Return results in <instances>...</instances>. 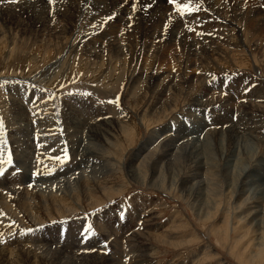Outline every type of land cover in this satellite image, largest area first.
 Segmentation results:
<instances>
[{"label":"rangeland","instance_id":"1","mask_svg":"<svg viewBox=\"0 0 264 264\" xmlns=\"http://www.w3.org/2000/svg\"><path fill=\"white\" fill-rule=\"evenodd\" d=\"M25 1L26 5L0 15V178L17 182H0V203L8 204L4 198L17 184L28 190L44 189L40 180L48 176L56 177L55 182L75 177L73 185L79 190L67 191L64 197L52 191L65 201V208L58 210L43 202L31 211L17 204L8 218L2 209L8 207L0 205L5 241L0 244V263L47 264L50 261L40 253L48 251L47 258L60 251L66 255L72 245L73 255H79L70 259L71 264H264V0H245L244 12L233 10L238 0L227 1L221 12L223 0H210L212 7L206 9L197 0H177L194 5L195 10L183 16L167 0ZM32 3H43L44 9L32 10ZM196 101L204 106L195 107ZM19 107L22 110L17 111ZM26 114L33 136L28 151L20 155L28 157L25 169L30 170L22 179L16 163L21 158L14 153L21 144H16L18 137L9 129L20 128ZM96 116L117 129L99 138L84 128L69 127ZM218 116L224 118L223 124L208 128ZM204 119L208 127L197 128L198 135L190 136L177 149L179 154L168 164H158L152 174L151 162L141 161L144 154L134 157ZM238 119L243 128L232 137L226 132L215 134ZM92 148L105 153L108 170L100 164L102 174L93 175L92 166L80 158ZM65 153L68 158L61 163L57 157ZM39 157L49 162L45 172ZM195 161L207 163L209 171L201 167L198 177L189 182L186 174L192 171L186 168L195 166ZM27 174H31L29 182L20 185L17 180L21 176L25 181ZM104 175L106 191L98 185L101 180L93 178ZM43 183L48 186L49 181ZM83 186L93 192L83 197ZM29 196L22 192L17 197L23 201ZM101 226L111 230L103 231L108 237L102 236ZM29 228L30 233L20 235L21 229ZM132 229L135 233L142 229L138 240L143 241L145 260L140 259L142 251L135 252L120 238ZM112 232L119 238L117 252L111 250ZM37 243L43 245L40 250ZM23 249L39 254L25 257Z\"/></svg>","mask_w":264,"mask_h":264},{"label":"bare ground","instance_id":"2","mask_svg":"<svg viewBox=\"0 0 264 264\" xmlns=\"http://www.w3.org/2000/svg\"><path fill=\"white\" fill-rule=\"evenodd\" d=\"M90 1V0H89ZM99 1V0H98ZM98 1H97V3H98ZM126 1H128V0H126ZM130 1V0H129ZM180 1V0H179ZM187 1V0H186ZM215 2H217L218 0H214ZM227 1H229V0H223L222 1V5L220 6V8L218 7V9H220V12H221V9H225L226 10V5L228 4V3H226ZM244 1L245 0H238V4H236L235 3V5H234V7L235 8H233V10L234 11H237V9L238 10H240V11H242V12H244L245 11V3H244ZM1 2H2V7L0 8V15H2L3 13H5L6 12V10L7 9H10V8H13V9H17V8H19L21 5H24L25 4V0H14L12 3L13 4H8V2H6L5 3V0H1ZM104 2L106 3V0H104ZM111 2V1H110ZM181 2H182V0H181ZM197 2H198V4L199 3H201V7L202 8H204V9H206V7H208V6H211L212 5V1H210V0H197ZM237 2V1H236ZM96 3V2H95ZM123 3V2H122ZM135 3H136V1H135ZM183 3H185V2H183ZM252 3V2H251ZM250 3V4H251ZM26 4H27V2H26ZM25 4V5H26ZM31 4V3H30ZM30 4H28L29 6H30ZM43 3H36V4H33L32 3V10H39V9H44V7H43V5H42ZM101 4V3H100ZM121 4V3H120ZM126 4H128V2L126 3ZM219 4V3H218ZM258 4V3H257ZM256 4V5H257ZM10 5V6H9ZM37 5H39L38 7H37ZM115 5V4H114ZM108 6V5H107ZM257 6H259V5H257ZM262 5L260 4V7H261ZM264 6V5H263ZM125 7V6H124ZM157 7V6H156ZM167 7V6H166ZM212 7V6H211ZM256 7V6H255ZM103 8V7H102ZM171 8V7H170ZM195 8H197V7H195ZM200 7H198V9H199ZM237 8V9H236ZM249 8H250V6H249ZM113 9V8H112ZM116 9V8H115ZM114 9V10H115ZM127 9H128V7H127ZM126 9V10H127ZM211 9V8H210ZM213 9V8H212ZM248 9V8H247ZM195 10V9H194ZM197 10V9H196ZM216 10V9H215ZM214 10V11H215ZM224 10V11H225ZM257 10V9H256ZM88 11V10H87ZM89 11H91V10H89ZM199 11H200V9H199ZM206 11V10H205ZM208 11V10H207ZM219 10H217L216 12H218ZM224 11H223V13H224ZM102 12V11H101ZM119 12V11H118ZM127 12V11H126ZM211 12V11H210ZM209 12V13H210ZM219 12V13H220ZM233 12V11H232ZM89 13V12H88ZM105 13V12H104ZM121 13V12H120ZM123 13V12H122ZM131 13V12H130ZM207 13V12H206ZM208 13V14H209ZM90 14V13H89ZM88 14V15H89ZM100 14H102V13H100ZM124 14V13H123ZM157 14H159V13H157ZM175 14V13H174ZM215 14V13H214ZM218 14V13H217ZM247 14V13H246ZM262 14H264V12L262 13ZM96 15V14H95ZM109 15V14H108ZM119 15V14H118ZM155 15V14H154ZM163 15V14H162ZM191 15V14H190ZM198 15V14H197ZM197 15H196V17H197ZM205 15V14H204ZM212 15V14H211ZM220 15V14H219ZM218 15V16H219ZM85 16V15H84ZM86 16H87V12H86ZM85 16V17H86ZM91 15H89V16H87V17H90ZM104 16H106V15H104ZM125 16V15H124ZM151 16H153V14L151 15ZM157 16V15H156ZM178 16H179V14H178ZM199 16V15H198ZM216 16V15H215ZM262 16H264V15H262ZM83 17V16H82ZM87 17H86V19H87ZM93 16H91V18H92ZM102 17V16H101ZM110 17V16H109ZM109 17H107V18H109ZM128 17V16H127ZM131 17V16H130ZM155 17V16H154ZM191 17V16H190ZM193 17V16H192ZM204 17V16H203ZM209 17H211V16H209ZM95 18V20H97L96 18L97 17H94ZM118 18V17H117ZM119 18H121V17H119ZM207 18V17H206ZM253 18V17H252ZM89 19V18H88ZM87 19V20H88ZM110 19V18H109ZM122 19V18H121ZM156 19V18H155ZM154 19V20H155ZM158 19V18H157ZM194 19V18H193ZM215 19V18H214ZM257 19V18H256ZM82 20V19H81ZM103 20H105V17H104V19ZM107 20V19H106ZM119 20V19H118ZM125 20H127V19H124L123 20V22L125 21ZM203 20V19H202ZM207 20V19H206ZM94 21V20H93ZM98 21V20H97ZM102 21V20H101ZM109 21V20H108ZM192 21V20H191ZM208 21H209V19H208ZM207 21V22H208ZM216 21V20H215ZM215 21H213V22H215ZM83 23H84V18H83V21H82ZM85 22H86V20H85ZM90 22V21H89ZM103 22V21H102ZM101 22V23H102ZM105 22V21H104ZM118 22V21H117ZM122 22V23H123ZM211 22V21H210ZM263 22H264V19H263ZM100 23V24H101ZM106 23V22H105ZM151 23V22H150ZM157 23V22H156ZM180 23V22H179ZM204 23V22H203ZM245 23H247V22H245ZM80 24V23H79ZM82 24V23H81ZM98 24V23H97ZM96 23L94 24V25H97ZM107 24H109V23H107ZM115 25L117 24V23H114ZM119 24V23H118ZM152 24H153V22H152ZM152 24H150V25H152ZM164 24V23H163ZM198 24V23H197ZM217 24V23H216ZM85 26H86V24H84ZM113 25V24H112ZM159 25V24H158ZM160 25H162V24H160ZM244 25H246V24H244ZM243 25V26H244ZM89 26V25H88ZM91 26V25H90ZM93 26V25H92ZM98 26V25H97ZM125 26V25H124ZM127 26V25H126ZM153 26V25H152ZM154 26H155V24H154ZM110 27V26H109ZM253 29V28H252ZM262 29V28H261ZM111 30V29H110ZM263 30V29H262ZM126 32V31H125ZM252 32V31H251ZM260 32V31H259ZM257 34V33H256ZM253 35V34H252ZM255 35V34H254ZM123 36V35H122ZM148 36V35H147ZM175 36V35H174ZM173 36V37H174ZM111 37V36H110ZM144 37V36H143ZM155 37V36H154ZM255 37V36H254ZM258 37V36H257ZM260 37V36H259ZM263 37V36H262ZM164 38V37H163ZM233 38V37H232ZM256 38V37H255ZM111 39V38H110ZM123 39V38H122ZM253 40V39H252ZM260 40V39H259ZM99 41V40H98ZM112 41V40H111ZM120 41V40H119ZM173 42V41H172ZM180 44V43H179ZM229 44V43H228ZM263 44V43H262ZM258 45H260V44H258ZM256 46V45H255ZM154 47V46H153ZM257 47V46H256ZM238 50V49H237ZM257 52V51H256ZM178 54V53H177ZM204 56V55H203ZM201 60V59H200ZM204 63V62H203ZM239 64V63H238ZM66 75V74H65ZM64 75V76H65ZM58 76V75H57ZM67 77V76H66ZM152 78V77H151ZM68 79V78H67ZM152 82V81H151ZM60 83V82H59ZM47 84H48V82H47ZM151 85H153L152 83H151ZM155 86V85H154ZM256 98V97H255ZM259 98V97H258ZM257 98V99H258ZM11 99V98H10ZM10 99H9V101H10ZM13 100V99H12ZM250 100V99H249ZM200 101V100H199ZM254 101V100H253ZM258 101V100H257ZM8 102V101H7ZM15 102V101H14ZM254 102H256V101H254ZM258 102H260V101H258ZM13 103V102H12ZM199 102L198 101H196V102H194V105H195V107H201L202 105L201 104H198ZM210 103V102H209ZM11 104V103H10ZM18 104H19V102H18ZM208 104V103H207ZM13 105V104H12ZM22 105V104H21ZM210 105V104H209ZM204 106V105H203ZM13 107V106H12ZM11 107V108H12ZM240 107H241V105H240ZM245 108H247V107H245ZM251 108V107H250ZM254 108V107H253ZM24 109H25V111L26 112H29L27 109H26V107H24ZM19 110H22V108L21 107H19V108H17V111H19ZM25 112V113H26ZM35 112V111H34ZM246 112V111H245ZM244 113V112H243ZM248 113V112H247ZM208 115V114H207ZM243 115V114H242ZM21 116H23V113L21 114ZM143 117V116H142ZM221 117V116H220ZM27 118V119H26ZM26 118H22V123H21V127L20 128H17L16 126V124H14V125H16V126H14V127H16L15 129H13V131H11L10 129H12V128H10L9 129V131H10V133L13 135V136H17L18 137V140H17V142H16V144H21L20 145V147L18 146L17 148H19V149H17L18 151H14V153L16 154V156H17V158L18 157H20V155H21V153H25V152H27L28 151V139L30 138V137H32L33 135V133H32V128H30V126L31 127H33L32 125H30L29 123V121H28V114H26ZM99 118H101V117H98V116H96L95 118H93L91 121H89L88 123H87V121H85V122H83L82 123V125H71V126H69L70 128H75L76 130H78L79 131V129H81V128H84V129H86V131L87 132H92L95 136H99V138L100 137H102V136H104V135H107L108 133H112L110 130L112 129V123L110 122V121H106V120H104L103 118L102 119H100L99 120ZM205 118V117H204ZM30 119V118H29ZM40 119V118H39ZM188 119V118H187ZM250 119H251V117H250ZM9 121L11 120V119H8ZM80 120V119H79ZM82 120V119H81ZM80 120V121H81ZM224 120V118H222V119H220L219 118V116H218V118H217V120H216V122H214V121H212V122H210V127H208V124H203V122H205V119L204 120H198V121H195V124H194V126H192L191 127V130H188L186 127L181 131V130H179V131H175L174 132V136H169V137H167V138H163V139H161V142L160 143H158V145L157 144H155L157 141H154V144H155V146H154V148L153 149H151V145H149L148 147H146V148H144V152L143 151H141L140 152V154H139V156L137 155H135L134 157H137V158H139V157H141L140 155H143L144 154V159L142 158L141 159V161L143 160V162L145 163V160H149V163L151 164V166H150V170H151V174H152V171H153V168H155L156 166H158V164H164V163H166L168 160L170 161V160H172L175 156V154L176 153H178L179 154V151H180V147H183V146H185V145H182V144H185L186 142H189V141H187L188 140V138H190V136H195V135H198V133H199V131H197V128H200V129H203L204 130V128L207 126L208 128H211L212 129V127L213 126H217L218 124H219V122H220V125L221 124H223L222 123V121ZM257 120V119H256ZM12 121H14V120H12ZM17 121H19V120H17ZM246 121H247V119H246ZM19 122H21V121H19ZM74 122H76V120L75 121H73L72 120V124L74 123ZM188 122H190L191 124H193L192 122H194V121H192V119L191 120H189L188 119ZM253 122V121H252ZM6 123H9L8 121H6ZM12 123V122H11ZM70 123V122H69ZM77 123V122H76ZM207 123V122H206ZM225 124H227V122H224ZM247 123V122H246ZM249 123V122H248ZM118 124H120L119 122H118ZM117 124V125H118ZM182 125H183V123H181ZM216 124V125H215ZM230 124H232V123H230ZM10 125V124H9ZM12 125V124H11ZM39 125V124H38ZM38 125L37 126H34V127H38ZM185 125V124H184ZM183 125V126H184ZM248 125V124H247ZM251 125V124H250ZM49 126V125H48ZM246 126V125H245ZM244 126V127H245ZM122 127V126H121ZM237 127V128H236ZM251 127V126H250ZM250 127H247V131H249L250 130ZM119 128V127H118ZM218 128V127H217ZM221 128V127H220ZM241 128H243V127H241V122H240V120L238 119V121H237V123L236 124H232V125H230L229 127H227L226 129H224V130H220L219 131V133H215V132H211L213 135H214V133L215 134H224V132H226V135L229 137H232V134H236V133H238V131L239 130H241ZM253 128V127H252ZM115 129H117L116 127H115ZM115 129H112V130H115ZM206 129V128H205ZM260 129V128H259ZM34 130V129H33ZM171 131H172V129H170ZM236 130H238V131H236ZM119 131V130H118ZM71 132V131H70ZM84 132V131H83ZM122 132V131H121ZM170 132V131H169ZM73 133V132H72ZM125 133V132H124ZM168 133V132H167ZM82 134V133H81ZM120 134V133H119ZM210 134V133H209ZM211 134V135H212ZM249 134V133H248ZM170 135V134H169ZM212 135V136H213ZM237 136V135H236ZM90 137V136H89ZM153 137V136H152ZM166 137V136H165ZM200 137V136H199ZM102 138H105V136L104 137H102ZM158 138L159 137H157V140H158ZM30 139H32V138H30ZM194 139V138H193ZM190 140V139H189ZM45 141V140H44ZM100 141V140H99ZM256 141V140H255ZM103 142H105V141H103ZM180 143L181 145H179V146H176V145H174L175 143ZM215 142V141H214ZM44 143V142H43ZM42 143V144H43ZM56 143V142H55ZM73 143H74V141L73 140H71L70 142H69V144L71 145V146H73ZM30 144H31V146H32V141H30ZM76 145V144H75ZM105 145V144H104ZM41 146V145H40ZM78 146V145H77ZM85 146V145H84ZM105 147V146H104ZM30 149V148H29ZM82 149H85V148H83L82 147ZM151 149V150H150ZM177 149H179V151H177ZM102 150H101V148H92V149H90V151H89V153L87 154H85V153H80V158L81 159H83V161L82 162H84L83 164H85V165H87V164H90L91 166H92V171H94V172H92V174L94 175V173H95V171H96V173H95V175H97V173L99 172H101V174H102V171H100L99 169H100V167H99V165L101 164V166H102V168H104V169H107V165H105L107 162H106V160H105V157H103L102 156V154H105L104 153V151H102V153H100ZM38 153V152H37ZM14 155V154H13ZM38 155V154H37ZM40 155V154H39ZM43 155V154H42ZM45 155V154H44ZM34 156H36V155H34ZM41 156V155H40ZM48 156V155H47ZM38 157V156H37ZM46 157V156H45ZM44 157V158H45ZM104 159H103V158ZM21 158V157H20ZM41 159V160H40ZM74 159V158H73ZM16 160H18V159H16ZM28 157H26V159H25V157H24V159L23 158H21L19 161H17L16 163H17V168H18V170L17 171H21V175H22V179L25 177V175H26V173H28V171H30L29 169H25L26 168V165L28 164ZM39 160H40V162L41 163H39V167H40V169L43 171L45 168H44V166H45V163H49V162H45V163H43V157H39ZM45 160H47L46 158H45ZM50 160L52 161V159L50 158ZM137 160V159H136ZM54 161V160H53ZM140 161V160H139ZM174 161V160H173ZM147 162V161H146ZM171 162V161H170ZM190 162V161H189ZM51 163V162H50ZM57 163V162H56ZM55 163V164H56ZM138 163V162H137ZM203 163V164H202ZM58 164V163H57ZM109 164V163H108ZM140 164H141V162H140ZM147 164V163H146ZM167 164H168V162H167ZM192 164H195V166H193V165H191V167H187L186 168V170H189L190 172L192 171V173L191 174H186L188 177H189V179H190V181L189 182H193V180H195L198 176L196 175L198 172H200V170H202V169H200L201 167H203V170L205 169V167H206V169L205 170H207V171H209L208 170V168H207V166L206 165H204V164H207V163H205L204 161L203 162H199V161H195V162H193ZM199 164H202V165H204V166H198ZM50 165V164H49ZM48 165V166H49ZM143 165V164H142ZM188 165V164H187ZM78 166H80L81 167V164H78L77 165V167ZM139 166V165H138ZM50 167H52V166H50ZM72 167V166H71ZM76 166H74L73 165V167H72V169H74ZM110 167V166H109ZM137 167V166H136ZM47 168V167H46ZM83 168V167H82ZM99 168V169H98ZM138 168V167H137ZM141 168V166L139 167V169ZM142 168H144V167H142ZM71 169V170H72ZM33 170H35V168H33L32 169V171H31V173L33 172ZM46 170V169H45ZM45 170H44V172H45ZM48 170V169H47ZM54 170V169H53ZM61 170V169H60ZM70 170V171H71ZM108 170V169H107ZM194 171H195V173H194ZM66 172V171H65ZM91 172V171H90ZM108 173H110L109 171H107ZM162 172V171H161ZM203 172V171H202ZM201 172V173H202ZM12 173V172H11ZM10 173V174H11ZM67 173H69V171H67L66 172V174ZM187 173V172H186ZM189 173V172H188ZM33 174V173H32ZM43 174V173H42ZM64 174V173H63ZM71 174V173H70ZM199 174V173H198ZM9 175V174H8ZM30 175L31 174H29V176H28V174H27V179L25 178V181H23L22 179H21V176H20V179L19 180H17L18 181V183L21 185L22 183H26V182H29V180H28V177H30ZM204 175H207V174H204ZM209 175V174H208ZM66 177H67V175H65ZM186 176V177H187ZM3 177V176H2ZM0 178V182H2V183H10V184H15V183H17L16 181H15V179H13V182H11L10 180H7L6 178L5 179H3V178ZM49 177V176H48ZM48 177H45L44 179H41L40 180V187L42 186L44 189H40V190H33L32 188H29V190H28V188H22V185L21 186H19L18 184L16 185V187L14 186V187H11V189H10V191H11V194H10V196L8 197V198H4L5 199V202L6 201H8V204L6 203V204H3L2 202L0 203V205L3 207V205H5V207H8V209H4V208H2L3 210H4V213H3V215L5 216V217H10V211L13 213V211H14V209H13V211H12V208L14 207V205H23V207H24V209H27L28 211H31V209L33 208V209H35L34 207H35V204L37 205V203H40V202H43L44 203V205H45V207H47V205H48V207H54L55 209H57L58 210V208H59V206H63V208H65V206H64V203H65V201H64V199H59L60 197H56L55 195H53V194H55L56 192L58 193V196H59V194L60 195H62L61 197H64L65 196V194L64 193H71V194H73L72 192H74L75 191V189H78L77 188V186H75V185H73L74 184V182H75V177H67V178H65L64 179V182L62 181H57V182H55L56 180H57V178L56 177H53V178H49L48 179ZM62 177V176H61ZM111 177V176H110ZM187 177V178H188ZM93 178H95V180L98 182V180L100 181L99 183L100 184H98V185H101V187H102V189H105V191H106V189H107V186H106V178H105V175L102 177L103 178V180H102V178L101 177H99V176H94ZM201 178V177H200ZM58 179H60V178H58ZM62 179V178H61ZM78 180H79V178H77ZM152 179V178H151ZM182 179V178H181ZM74 180V181H73ZM84 180V179H83ZM91 181L92 180H94V179H90ZM162 180V179H161ZM47 181H49V184H47L48 186H46V184H44V185H42L41 183L42 182H47ZM50 181H54V182H50ZM108 182V181H107ZM188 182V183H189ZM85 183V182H84ZM93 183V182H92ZM187 183V181H185L184 182V184L185 185H187L188 184ZM68 185V187H66L65 185ZM94 184V183H93ZM153 184V183H152ZM195 184V183H194ZM210 184V183H209ZM53 185H55L54 187H52ZM76 185H77V183H76ZM82 185V184H81ZM81 185H80V187H81ZM84 185H86V184H84ZM95 185V184H94ZM88 186V185H87ZM87 186H83V192L85 191V193H84V195H83V197H86V196H89V193H92L91 191H86V190H88L89 188L88 187H90V185L87 187ZM93 186V185H92ZM96 186V185H95ZM181 186H183L182 188L184 189V185L183 184H181ZM210 186V185H209ZM3 187V186H2ZM21 187V188H20ZM76 187V188H75ZM79 187V186H78ZM87 187V188H86ZM99 188V187H98ZM182 188H180V189H182ZM197 188H198V186H197ZM200 188V187H199ZM39 189V188H38ZM92 189H93V187H92ZM100 189V188H99ZM178 189V188H177ZM177 190V192H181V191H183V189L182 190ZM203 189V188H202ZM51 190V192L48 194V192ZM79 190V189H78ZM101 190V189H100ZM48 191V192H47ZM52 191H55V193H52ZM68 191V192H67ZM77 191V190H76ZM205 191V190H204ZM24 193V192H26L27 193V195L28 194H30V196L29 197H26V198H23V201L21 200V199H18V197L17 196H19L20 195V193ZM188 193H189V190L187 191ZM200 192V191H199ZM231 192V191H230ZM254 192V191H253ZM19 194V195H18ZM88 194V195H87ZM205 194V193H204ZM1 195V194H0ZM76 195V194H75ZM180 196H182L183 194H179ZM189 195V194H188ZM244 195V194H243ZM179 196V197H180ZM23 197H24V195H23ZM70 197V196H69ZM178 199H179V197L178 196H176ZM21 198V197H20ZM74 198V197H73ZM76 198V197H75ZM184 198V197H183ZM71 199H72V196H71ZM9 201H11V203L9 202ZM75 201V200H74ZM190 201V200H189ZM4 202V203H5ZM209 203V202H208ZM261 206V205H260ZM19 207V206H18ZM22 207V208H23ZM62 208V209H63ZM21 209V208H20ZM262 210V209H261ZM46 211H48V208H46ZM70 211V210H69ZM68 211V209H66V212H69ZM106 219V218H105ZM143 220V219H142ZM146 222V221H145ZM250 224V223H249ZM110 228V227H109ZM143 228V227H142ZM101 229H103V226H101L100 227V231H101V233H102V236L105 238V237H108L105 233H103V231H111V230H108L107 228H104V229H106V230H101ZM133 230V229H132ZM142 229H139V230H137L136 231V233H135V231L133 230V231H127V232H125L122 236L120 235V238H122V240H124L125 239V241H126V243H127V247H129V248H131V249H133V250H135V249H139L140 250V252L142 251L141 250V243L143 244V239L141 240L142 242H139V240L138 239H140V237H141V231ZM133 232L135 233V234H133ZM128 233H130V235H128V237L127 238H125L124 236L126 235V234H128ZM145 234V233H144ZM143 234V235H144ZM142 235V236H143ZM163 235V234H162ZM110 236H112V237H114V240L112 241V242H110L111 244H112V249L111 250H113V252H117V246L119 245V238H117V235H115L114 234V232H112L110 235H109V237ZM147 236V235H146ZM36 242V241H35ZM106 243V242H105ZM50 244V243H49ZM66 244V243H65ZM125 244V243H124ZM23 245H25L26 246V244H23ZM41 245V244H40ZM39 245V243H37V248H39L38 246H40ZM45 245V244H44ZM144 245V244H143ZM24 246V247H25ZM32 246H34L33 244H32ZM43 245H41L40 247H42ZM35 247V246H34ZM48 247V246H47ZM37 248H36V250H37ZM65 248V247H64ZM60 249V248H59ZM146 249V248H145ZM35 250V249H34ZM39 250H40V248H39ZM61 250V249H60ZM67 251H66V255H64L63 254V252L62 251H60L59 253H57L58 255H54L53 256V258L50 256V258H47V255H46V253L48 252V251H46V250H44L43 252L42 251H40V252H42V253H40V255H38L39 254V252H38V254L37 253H35V252H33L32 251V253H31V251H27V249L26 250H22L25 254V257H32V258H37V256H36V254L39 256V257H41V258H43V260H45V261H50L49 263H47V264H63V262H65V263H67L71 258H74L75 256H78L79 254H77V255H73L74 253L72 252V250H75L74 248H73V246L72 245H70L69 247H68V249H66ZM7 251V250H6ZM38 251V250H37ZM8 252V251H7ZM135 252H136V250H135ZM134 252V253H135ZM143 252V251H142ZM147 252V251H146ZM11 253V252H10ZM10 253H8V256H9V254ZM29 253V254H28ZM49 253V252H48ZM111 253V252H110ZM2 254V253H1ZM17 254V253H16ZM23 254V253H22ZM51 254V253H50ZM49 254V255H50ZM53 254H55V251H54V253ZM4 255H5V253H4ZM23 255V256H24ZM80 255H83V254H80ZM95 255H97V256H101V259L103 258V260H105V259H107L105 256L103 257V255H99L98 253H96ZM136 255H138V254H136ZM140 255H142V254H140ZM140 255H138V256H140ZM7 256V257H8ZM65 256H67V257H65ZM69 256V257H68ZM84 256V255H83ZM111 256V255H110ZM126 256H129L128 254L126 255ZM138 256H136L137 258H139ZM144 256H145V254H144V252H143V256L142 257H140V259H146V258H144ZM90 257V256H89ZM93 257V256H92ZM107 257H109V256H107ZM132 257V256H131ZM133 257H134V255H133ZM77 258V257H76ZM80 258V257H79ZM83 258V257H82ZM113 258V257H112ZM5 259V258H4ZM17 259V258H16ZM78 259V258H77ZM85 259V258H84ZM93 259V258H92ZM94 259H95V257H94ZM136 259V258H135ZM7 260V259H6ZM23 260H25V258L23 257ZM86 260V259H85ZM109 260V259H108ZM132 260H134L133 258H132ZM143 260V261H144ZM18 261V260H17ZM33 261V260H32ZM37 261V260H36ZM40 261L42 262V260L40 259ZM71 261L72 260H70V262H68V263H70L71 264ZM74 261V260H73ZM78 261V260H77ZM76 261V262H77ZM83 261V260H82ZM89 261V260H88ZM97 261V260H96ZM112 261V260H111ZM25 262V261H24ZM84 262V261H83ZM83 262H81V264L83 263ZM87 262V261H86ZM93 262V261H92ZM98 262V261H97ZM96 262V263H97ZM45 263V262H44ZM73 263V262H72ZM80 263V262H79ZM103 263V262H102ZM120 263V262H119ZM136 262H134V264H135ZM138 263V262H137ZM140 263V262H139ZM0 264H2V263H0ZM5 264V263H4ZM7 264V263H6ZM20 264V263H19ZM34 264V263H33ZM74 264V263H73ZM87 264V263H86ZM92 264V263H91ZM98 264V263H97ZM100 264V263H99ZM111 264V263H110ZM114 264V263H113ZM133 264V263H132Z\"/></svg>","mask_w":264,"mask_h":264},{"label":"snow or ice","instance_id":"3","mask_svg":"<svg viewBox=\"0 0 264 264\" xmlns=\"http://www.w3.org/2000/svg\"><path fill=\"white\" fill-rule=\"evenodd\" d=\"M49 2L51 3V0H49ZM167 3L169 5L172 6V8L175 9L176 12H178L181 16H183L186 12L187 13H192L194 11V5L192 3H178L177 0H167ZM198 7V5L196 6ZM109 103H112L113 101H108ZM67 154L65 153L64 156L61 157H57V160H59L61 163L65 162L67 160ZM33 175H35V173H33ZM29 187H31V185H29ZM32 231V229H21L20 230V235L24 236L27 233H30ZM4 239H3V233H0V244L4 243Z\"/></svg>","mask_w":264,"mask_h":264}]
</instances>
